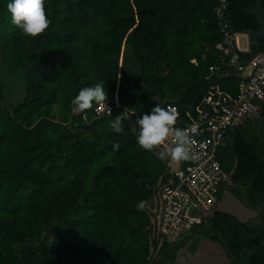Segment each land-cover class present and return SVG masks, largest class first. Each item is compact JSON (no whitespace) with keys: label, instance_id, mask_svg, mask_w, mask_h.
Instances as JSON below:
<instances>
[{"label":"trees","instance_id":"obj_1","mask_svg":"<svg viewBox=\"0 0 264 264\" xmlns=\"http://www.w3.org/2000/svg\"><path fill=\"white\" fill-rule=\"evenodd\" d=\"M8 3L0 0V264H175L201 238L230 264H264V205L259 223L215 211L173 244L151 230L148 210L166 167L138 145V118L155 105L195 108L215 89L237 93L238 78L208 72L220 41L214 3L45 0L51 24L35 38L12 25ZM258 5L264 19V0L228 1L234 32L260 29ZM256 40L243 61L264 52V38ZM100 81L107 102L116 94L123 109L95 117L94 104L69 122L50 120L53 107L71 112L79 90ZM124 109L116 134L110 122ZM219 157L232 196L261 205L264 109L231 130Z\"/></svg>","mask_w":264,"mask_h":264},{"label":"built area","instance_id":"obj_2","mask_svg":"<svg viewBox=\"0 0 264 264\" xmlns=\"http://www.w3.org/2000/svg\"><path fill=\"white\" fill-rule=\"evenodd\" d=\"M220 35L215 46L218 63L208 68L209 75L238 78L237 93L228 95L219 89L209 92L195 108L180 110L176 105L165 104L178 113L175 127L188 129L192 137V159L175 163L169 158L161 160V149L174 146L173 138L154 149L156 157L165 165V178L157 184L148 214L151 230L167 244L177 243L189 236L191 230L212 216L231 185L230 173L221 166L219 153L228 134L246 119H256L264 109V52L243 61V40L247 47V34L234 32L226 17L229 0H210ZM191 63L196 64L195 60ZM112 112L122 108L107 102ZM72 115H76L71 110ZM95 117L109 116L106 109L94 106ZM129 114H133L132 112ZM82 119L86 121L84 114Z\"/></svg>","mask_w":264,"mask_h":264},{"label":"clouds","instance_id":"obj_3","mask_svg":"<svg viewBox=\"0 0 264 264\" xmlns=\"http://www.w3.org/2000/svg\"><path fill=\"white\" fill-rule=\"evenodd\" d=\"M7 10L11 16L12 25L19 28L28 37L39 36L51 24L45 10V0H10ZM107 101L108 93L105 89V83L100 81L79 90L72 100V104L75 106L73 111L77 114L84 113L86 110L92 109L95 104L98 108L106 109L111 114L112 110ZM126 109L110 122V130L116 134H122L124 131L123 121L127 119ZM177 119L178 113L175 109L155 105L137 120L139 126L138 145L146 151H153L163 145L171 136L174 146L161 149L158 153L159 158L161 160L169 158L175 163L191 160L192 137L189 135L188 129L175 127ZM113 148L118 150L119 145L115 144ZM147 206L148 202L141 200L137 204V209L144 210Z\"/></svg>","mask_w":264,"mask_h":264},{"label":"rangeland","instance_id":"obj_4","mask_svg":"<svg viewBox=\"0 0 264 264\" xmlns=\"http://www.w3.org/2000/svg\"><path fill=\"white\" fill-rule=\"evenodd\" d=\"M239 41H240L238 43L239 46L244 47V41L243 40H239ZM12 81L15 83L16 87L18 86L20 82L18 79H13V78H12ZM48 117L50 118V120L54 122L66 123L70 121L72 114L71 112H67L65 110L60 109L58 106H55L51 109V111H49ZM172 166H175V162H172ZM216 210L232 214L236 216L238 219H240L241 221L250 220L254 218L256 215L255 210L250 209L247 206L243 205L241 202H239L234 196H232L228 192L225 194V197H223L222 201L218 204ZM192 242L193 241H190L187 244V247L191 245ZM198 247H199V243H193L191 247L189 246L190 249L188 248L185 254L183 253L182 256L180 255L182 258L181 260L184 261L186 254L187 256L189 255L194 256Z\"/></svg>","mask_w":264,"mask_h":264},{"label":"crops","instance_id":"obj_5","mask_svg":"<svg viewBox=\"0 0 264 264\" xmlns=\"http://www.w3.org/2000/svg\"><path fill=\"white\" fill-rule=\"evenodd\" d=\"M247 47H248V41H247ZM247 47H245V44H244L243 53H247ZM195 243H199V247L195 255L187 256L186 254L184 261L178 260L175 264H230V261L227 255L225 254V252L219 245L209 240H206V239L204 240L200 239L199 241H196ZM186 252L187 251H185L184 254Z\"/></svg>","mask_w":264,"mask_h":264},{"label":"water","instance_id":"obj_6","mask_svg":"<svg viewBox=\"0 0 264 264\" xmlns=\"http://www.w3.org/2000/svg\"><path fill=\"white\" fill-rule=\"evenodd\" d=\"M253 15L255 16V18L257 19V23L260 27L259 30H257L255 33L252 32H243L247 34V40H248V47H247V53L251 52L252 49V45H251V39H257V38H264V19L261 17V8L258 5V7H256L255 9L252 10ZM246 54V53H245ZM264 205V202L255 207V208H251L253 210H259L261 206ZM217 211V210H216ZM226 213V212H225ZM229 214V213H228ZM232 215V214H231ZM234 216V215H233ZM238 221L241 222L240 219H238L236 216H234ZM205 238H201V240H204ZM207 240V239H206ZM224 251V250H223Z\"/></svg>","mask_w":264,"mask_h":264},{"label":"flooded vegetation","instance_id":"obj_7","mask_svg":"<svg viewBox=\"0 0 264 264\" xmlns=\"http://www.w3.org/2000/svg\"><path fill=\"white\" fill-rule=\"evenodd\" d=\"M250 32H252V33H255L256 31H250ZM251 45L253 46V45H256L257 46V40L256 39H251ZM229 189V188H228ZM230 193L228 190L226 191V193ZM231 194V193H230ZM225 195V194H224ZM232 195V194H231ZM244 205V204H243ZM249 208V207H248ZM251 209V208H250ZM218 211V210H217ZM256 216L257 215H255V217L254 218H252V219H250V220H247V221H241V222H248V221H253V222H255V223H259V220H257L256 219Z\"/></svg>","mask_w":264,"mask_h":264}]
</instances>
